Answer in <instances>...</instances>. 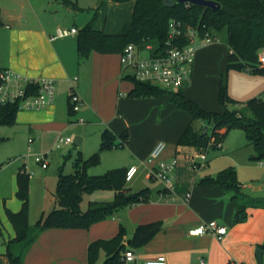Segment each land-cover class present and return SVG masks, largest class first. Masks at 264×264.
Segmentation results:
<instances>
[{
	"label": "crops",
	"instance_id": "crops-1",
	"mask_svg": "<svg viewBox=\"0 0 264 264\" xmlns=\"http://www.w3.org/2000/svg\"><path fill=\"white\" fill-rule=\"evenodd\" d=\"M80 1L0 0V69L11 68L28 76L52 77L56 87L52 104L41 109H19L13 124L16 129L27 135V142L29 137L33 138L31 143L37 138L55 133L58 128L67 127V114L85 116L88 119L87 125L77 129L78 133H82L81 138L76 137L80 138V141L84 139L89 128L95 129L98 134L107 128L116 136L126 130L129 140L122 147L111 148L115 153L114 157L109 159L108 169L137 165L138 170L131 180L126 181V187L130 191L148 187L149 198L132 206L120 207L112 216L97 221L88 228L50 227L43 230L26 250L22 264H87L88 243L94 239H108L114 236L120 225L125 230L122 242L135 254L133 264H143L145 259L159 254L166 256L167 264H200L201 258L206 264H260L256 249L264 243V208L248 207L246 218L234 222L236 205L232 198L233 192L225 190L215 182H201L200 179L215 176L225 167L199 169L192 165L194 152L191 146L176 150L177 138L188 124L189 114L178 109L170 101L168 94L128 96L132 83L121 75L119 53L91 51L88 57L79 63L76 34L54 36L57 28L78 29L92 17L93 8H96L99 2L87 4L90 0H85L86 3ZM106 2L113 5L120 2L103 0L97 10L101 29L114 33L130 16L119 22L115 28L107 30L106 16H100V8ZM75 4L78 8L74 7ZM78 10L88 12L81 16L80 24L74 20ZM69 17H72V20L67 21ZM226 55V46L223 44L212 42L199 47L195 53L191 76L180 86L188 98L205 109L222 110V107L216 109L213 105L204 104L194 95V89L197 86L201 89L202 69L211 66L214 59L219 61V71L226 67ZM230 72L228 75L232 88L235 86L238 89L237 94L233 96L235 100L241 101L242 107H245L246 101L251 97L260 96L264 99V72L254 73L246 69L239 77L238 84L234 83V86ZM218 73L216 71L214 76H207L211 84L218 81ZM72 87L81 104L70 112L68 96ZM198 124L197 122L196 125ZM159 140L166 143L162 158L177 159L173 171V198L161 194L163 185L160 181L151 186L147 181L155 179L149 176L145 159L152 146ZM119 149H122L121 153L116 152ZM195 149L198 152L204 151L208 165L207 146L202 150ZM3 163L4 161L0 162V168L4 167ZM90 173H99V170L92 169ZM16 174L15 168L6 179L0 180V264H9L5 255L6 244L14 237V229L5 215L4 208L17 211L21 206V201L15 195ZM239 182L240 191L246 196L244 191L249 189V183L242 184L244 189H241V181ZM35 191L37 190H34V185L29 181V197L30 194L32 197ZM186 193H189V196L185 200ZM113 194L114 191L110 189L92 191V198L88 201L110 200ZM39 195L42 200L38 203L29 198V223H32L31 215L40 216L57 205L52 188L50 193L43 190ZM84 195L85 193L82 200ZM81 208L84 209L82 205ZM211 219H216L226 226L227 231L221 238H216L210 233H188L191 227ZM154 220L162 221L160 230L144 244L138 247L130 246L128 241L136 225ZM104 258L105 253L101 251L97 264L102 263Z\"/></svg>",
	"mask_w": 264,
	"mask_h": 264
},
{
	"label": "trees",
	"instance_id": "trees-1",
	"mask_svg": "<svg viewBox=\"0 0 264 264\" xmlns=\"http://www.w3.org/2000/svg\"><path fill=\"white\" fill-rule=\"evenodd\" d=\"M114 3L128 0H111ZM218 9L195 5L191 2H176L168 5L164 0H132L130 18L123 22L117 32L107 33L98 23V6L93 8L92 17L76 32V50L80 61L86 59L91 51L120 53L127 43H152L155 48L163 47L167 37V26L171 18L180 19L184 24L198 25L210 34L220 37L226 46V68H245L254 73L264 72L259 62L260 52H264V0H215ZM75 8L78 6L75 4ZM132 86L128 91L131 97H149L168 94L175 106L186 111L190 120L176 141V150L194 146L202 150L211 140L221 141L228 129L241 127L247 144L254 149L252 158L264 159V99L254 96L246 101L244 108L234 107V99L227 92V79L220 77L218 100L222 110H209L188 98L182 88L165 89L157 84L139 81L129 76ZM68 109L73 112V104L68 96ZM18 102L0 105V125L13 123ZM199 123L196 125V123ZM208 125L204 133L202 129ZM0 136V140L3 139ZM126 130L119 135L105 128L101 134L100 146L87 157L76 161L74 171L58 173L55 190L56 207L43 213L31 225L28 221L29 172L21 166L16 174V197L21 201L20 209L13 211L4 208L5 215L14 229V237L6 244V258L9 264H22L23 256L32 242L45 229L50 227L88 228L91 224L106 219L120 207L132 206L147 201L149 188L130 191L126 187V167H113L101 174H89L87 169L100 161L102 147H122L128 142ZM215 144L214 142H212ZM201 182H215L227 191H232L236 211L234 222L246 218L248 207L264 208V200L250 199L240 191V182L233 167L222 168L215 176L200 179ZM110 189L114 191L110 200H90L86 209L81 208L83 194L86 192ZM162 226L161 220L137 224L128 243L138 247L147 242ZM125 234L120 225L118 232L108 238H98L87 245V264H97L101 251L105 258L100 264H122V253L127 246L122 242ZM264 249V243L259 245ZM262 264V263H261Z\"/></svg>",
	"mask_w": 264,
	"mask_h": 264
},
{
	"label": "rangeland",
	"instance_id": "rangeland-1",
	"mask_svg": "<svg viewBox=\"0 0 264 264\" xmlns=\"http://www.w3.org/2000/svg\"><path fill=\"white\" fill-rule=\"evenodd\" d=\"M80 2L86 3L87 1L81 0ZM97 2L99 1L90 0L87 4H97ZM131 8V0L120 2L116 5L108 2L104 3L100 8V16H106V29L111 30V28H115L119 22L125 18H129ZM86 13H88L87 10L76 11L74 20H76L77 24L82 22L81 16ZM70 20H72V17H69L67 21ZM222 35L223 34H220V37H218V39L214 42L223 44L221 39ZM77 61L79 63L81 62L79 59ZM211 64V66H206L202 69L203 80L200 85L201 89L197 86L194 89V95L204 104L213 105L215 106L214 108L220 109L222 106L218 100L219 78L223 76L225 80L227 79V92L231 98H234L233 95L238 92L234 83L238 84L240 79L239 77L243 75L242 73L246 69H227L224 66L221 71H219L220 66L217 59H214ZM216 71L219 72L217 75L218 81H216L215 84H211V81L210 79H207V76H214V72ZM229 71H231L230 78L231 82H233V88L232 83H230L229 80ZM240 102L241 101L235 100L234 98V103L232 104L234 107L244 108ZM75 118H82L83 121H85L80 123L77 119L75 120ZM87 120L88 119L85 116L76 117L75 114H67L65 119L67 127L58 128L57 131L51 135L43 138H37L30 143V145H28L27 142V135H24L23 132L16 129L13 123L0 125V136L4 137L0 140V162L4 161V167L0 168V180L6 179L13 169L16 168L18 171L21 166H24L29 172L30 184L32 183L34 185V190H37L34 192L32 197L30 194L29 198H31V201L34 203L40 202L42 200V196L39 194L43 193V190L50 193L52 188L53 192H55L59 171L61 170L63 173L74 171L76 161L79 158L87 157L91 152L100 146L102 132L98 134L95 129L92 128H89L85 132V137L80 141V143L74 142L76 137H82V133H78L77 129L79 126L87 125ZM60 134L62 136H69L71 138V142L69 144H63L59 147L56 146V139ZM213 142L216 143L218 141L214 140ZM220 143L221 145L208 143L206 155L207 159H209V164H205L204 166H199L197 168L204 170L205 168H211L214 166H219L218 168L231 166L235 169L236 176L241 181V189H244L242 184L249 183V189L244 191L246 193V197L254 200H264V159L257 160L252 158L254 149L251 144L246 145L247 139L243 129L241 127L228 129L223 135ZM191 148L194 152V160L200 161L201 152H198L194 146H191ZM121 150L122 149H119L116 152L121 153ZM114 153L115 151L111 148L102 147L100 151V161L97 164L90 166L87 172H89V174H101L105 172L108 169L107 164L109 159L114 157ZM44 154L46 160L48 161L46 168H42L41 165L34 159L36 155ZM92 169L99 170V173H90ZM147 181L150 186L159 182L157 179H148ZM90 193L91 192H86L82 200L81 205L84 209L88 206V200L92 198ZM38 217L39 215H35L33 217L31 215L30 218L32 223L29 224L33 225L37 221ZM101 256H103V254H101Z\"/></svg>",
	"mask_w": 264,
	"mask_h": 264
},
{
	"label": "built area",
	"instance_id": "built-area-1",
	"mask_svg": "<svg viewBox=\"0 0 264 264\" xmlns=\"http://www.w3.org/2000/svg\"><path fill=\"white\" fill-rule=\"evenodd\" d=\"M77 28H57L54 36L62 37L68 34H76ZM218 38L208 30L198 25L184 24L180 19L171 18L167 26V37L163 47L155 48L152 43H127L119 53L120 70L122 77L129 76L139 81L157 84L165 89H178L187 82L192 73V67L196 50L204 45L216 41ZM259 62L264 65V52L259 54ZM55 79L47 76H28L11 68L0 69V105L8 102H18L19 109H41L53 103L55 98ZM70 101L73 109H76L81 100L70 89ZM83 121L82 118L78 119ZM32 137L28 138L31 143ZM71 142L69 136L61 134L56 139V146ZM211 140L209 143H212ZM221 145L220 141L215 143ZM30 148V147H28ZM166 143L157 141L151 148L145 163L148 164L149 176L159 180L163 188L161 194L173 198L174 177L173 171L177 159L162 158ZM201 160H193L194 167L206 164L204 151H200ZM42 167H46L48 161L44 155L34 157ZM138 166L130 165L125 171V181H129L136 174ZM189 193L184 195L186 200ZM227 231L224 224L216 219L203 222L188 229L190 235L210 233L216 238H221ZM135 254L132 249H126L121 256L122 264H133ZM143 264H167L166 256L159 254L145 259ZM200 264H206L200 259Z\"/></svg>",
	"mask_w": 264,
	"mask_h": 264
},
{
	"label": "water",
	"instance_id": "water-1",
	"mask_svg": "<svg viewBox=\"0 0 264 264\" xmlns=\"http://www.w3.org/2000/svg\"><path fill=\"white\" fill-rule=\"evenodd\" d=\"M186 1L191 2L195 5L209 7L211 9H218L220 7V4L215 0H164L166 4L171 5V6L174 5L176 2H186ZM207 128H208V125H204L201 133H204L207 130ZM74 142L80 143V138H76ZM262 253H264V249L262 248L256 249V256L260 264L262 263Z\"/></svg>",
	"mask_w": 264,
	"mask_h": 264
}]
</instances>
